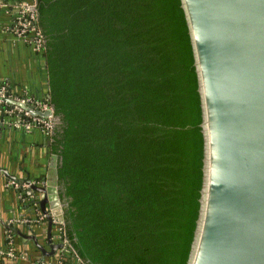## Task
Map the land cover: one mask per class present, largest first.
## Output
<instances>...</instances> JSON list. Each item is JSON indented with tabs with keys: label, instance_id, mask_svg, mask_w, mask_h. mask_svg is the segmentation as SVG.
<instances>
[{
	"label": "trees",
	"instance_id": "16d2710c",
	"mask_svg": "<svg viewBox=\"0 0 264 264\" xmlns=\"http://www.w3.org/2000/svg\"><path fill=\"white\" fill-rule=\"evenodd\" d=\"M35 3L73 252L84 264H186L203 134L181 1Z\"/></svg>",
	"mask_w": 264,
	"mask_h": 264
},
{
	"label": "water",
	"instance_id": "95a60500",
	"mask_svg": "<svg viewBox=\"0 0 264 264\" xmlns=\"http://www.w3.org/2000/svg\"><path fill=\"white\" fill-rule=\"evenodd\" d=\"M180 1L197 74L203 134L199 210L186 264H264V0ZM6 99L33 115H53L52 109ZM0 170L20 184L31 180L5 167ZM57 177V154L52 153L43 183L27 188L34 195L29 202L48 211V235L53 217L63 221ZM12 229L48 253L35 234ZM61 245L51 243L49 253Z\"/></svg>",
	"mask_w": 264,
	"mask_h": 264
},
{
	"label": "crops",
	"instance_id": "0c3cea01",
	"mask_svg": "<svg viewBox=\"0 0 264 264\" xmlns=\"http://www.w3.org/2000/svg\"><path fill=\"white\" fill-rule=\"evenodd\" d=\"M16 1L20 0H0V82H6L15 93L26 91L29 95L41 97L47 89L44 59L41 51H36L12 31V4ZM44 135L39 129L26 131L0 122V167L20 179H31L20 184L0 170V264H84L62 242L57 223H52L48 235L47 219L41 221L43 212L39 204L29 202L34 195L27 194V188L32 182L43 183L41 178L46 177L49 170L52 152ZM37 193L39 197L43 195V192ZM15 220L19 221L9 223ZM9 226H15L25 234H35L38 243L48 253H44L31 237L12 228L15 231L12 246L17 256L2 253L7 249ZM57 242L62 245L49 253L51 243Z\"/></svg>",
	"mask_w": 264,
	"mask_h": 264
},
{
	"label": "built area",
	"instance_id": "2783aa9c",
	"mask_svg": "<svg viewBox=\"0 0 264 264\" xmlns=\"http://www.w3.org/2000/svg\"><path fill=\"white\" fill-rule=\"evenodd\" d=\"M12 8L14 10V18L11 26L12 31L17 36L29 42L36 51L42 52L44 39L41 30L35 24L37 15L35 0L16 1L12 4ZM6 97L24 102L41 110L52 109V106L45 99H43V96H32L27 94L26 91L15 93L9 89L6 82H2L0 85V122H5L9 126L21 128L26 131L39 129L45 135H48L52 131L53 115L50 117L33 115L29 110L23 108L19 104L8 102ZM3 103L7 104L4 108L1 106ZM14 185L18 186L17 183H14ZM44 216L45 213L40 216V219H43ZM20 220L26 221L24 218H21ZM17 221L19 220L10 221L9 223ZM53 221L56 220L53 218ZM58 229L61 234L60 236L62 242L71 246L65 236L63 225H61ZM6 237L7 249L2 251V253L8 256H17L13 250V235L10 230L6 233ZM76 258L82 261L78 256H76Z\"/></svg>",
	"mask_w": 264,
	"mask_h": 264
},
{
	"label": "flooded vegetation",
	"instance_id": "af4514ba",
	"mask_svg": "<svg viewBox=\"0 0 264 264\" xmlns=\"http://www.w3.org/2000/svg\"><path fill=\"white\" fill-rule=\"evenodd\" d=\"M45 137H46V135H44ZM46 142H47V140H46ZM47 214V213H46ZM46 216V215H45ZM44 216V218L43 219H41V220H45L46 219V217ZM52 217H53V215H52ZM54 218V217H53ZM54 223H57V226H58V228L61 226V225H63V221L62 222H60V221H53Z\"/></svg>",
	"mask_w": 264,
	"mask_h": 264
}]
</instances>
